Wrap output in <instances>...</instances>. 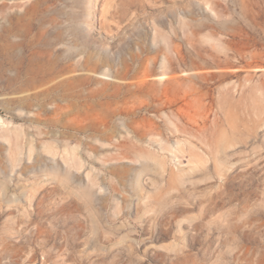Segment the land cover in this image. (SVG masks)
Masks as SVG:
<instances>
[{"label":"rangeland","instance_id":"1","mask_svg":"<svg viewBox=\"0 0 264 264\" xmlns=\"http://www.w3.org/2000/svg\"><path fill=\"white\" fill-rule=\"evenodd\" d=\"M0 264H264V0H0Z\"/></svg>","mask_w":264,"mask_h":264},{"label":"bare ground","instance_id":"2","mask_svg":"<svg viewBox=\"0 0 264 264\" xmlns=\"http://www.w3.org/2000/svg\"><path fill=\"white\" fill-rule=\"evenodd\" d=\"M12 48V47H11Z\"/></svg>","mask_w":264,"mask_h":264}]
</instances>
